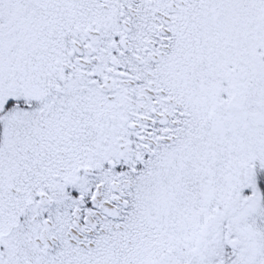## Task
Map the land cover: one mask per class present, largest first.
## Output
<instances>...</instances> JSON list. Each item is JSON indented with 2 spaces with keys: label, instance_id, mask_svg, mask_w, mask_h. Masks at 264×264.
I'll return each mask as SVG.
<instances>
[{
  "label": "snow or ice",
  "instance_id": "snow-or-ice-1",
  "mask_svg": "<svg viewBox=\"0 0 264 264\" xmlns=\"http://www.w3.org/2000/svg\"><path fill=\"white\" fill-rule=\"evenodd\" d=\"M0 264H264V0H0Z\"/></svg>",
  "mask_w": 264,
  "mask_h": 264
}]
</instances>
